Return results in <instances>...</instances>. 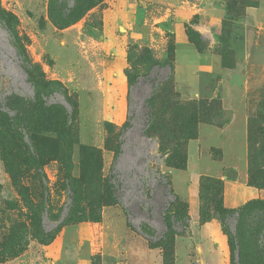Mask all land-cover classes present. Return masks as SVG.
Returning <instances> with one entry per match:
<instances>
[{"label": "rangeland", "instance_id": "rangeland-1", "mask_svg": "<svg viewBox=\"0 0 264 264\" xmlns=\"http://www.w3.org/2000/svg\"><path fill=\"white\" fill-rule=\"evenodd\" d=\"M1 2L14 17L13 31L40 86L28 76L22 51L0 22V264L47 259L31 220L19 256L6 252L5 235L30 212L22 192L31 200L44 194L46 229L53 232L63 223V231L100 223L104 196L112 199L111 177L130 214L133 227L128 226L148 236L162 264H217L224 258L233 264L236 233L242 229L246 248L258 241L264 245V21L258 22L264 18V0L209 5L221 10L219 17L209 16L205 5L202 15L191 14L190 24L175 30L159 20L165 11L146 8L133 30L139 40L131 39L121 50L104 48L110 39L104 31L106 0L91 9L68 0ZM148 15L151 22L144 24ZM67 22L72 25L63 28ZM184 40L197 42L202 65H217L216 70L196 73L198 67L186 56L193 45L180 46L174 69L175 46ZM157 64L168 67H157L149 80L139 79ZM52 82L58 83L53 94L45 88ZM156 90L157 106L167 94L184 106L195 103L186 138L175 143L176 149L155 134L145 135L146 100ZM68 98L75 122L69 120ZM201 99L219 103L215 123L200 111ZM252 121H257L253 130ZM69 124L71 139L61 132ZM29 150L35 162L29 163ZM112 207L123 213L113 218L115 225L124 227L129 220L123 207ZM236 211L243 217L234 215L229 230L223 217ZM214 224L221 228L226 251L205 231ZM241 235L237 245L243 243ZM93 258L99 264L100 255Z\"/></svg>", "mask_w": 264, "mask_h": 264}, {"label": "crops", "instance_id": "crops-1", "mask_svg": "<svg viewBox=\"0 0 264 264\" xmlns=\"http://www.w3.org/2000/svg\"><path fill=\"white\" fill-rule=\"evenodd\" d=\"M221 1L106 0L109 7L104 13V31L108 33L110 39L103 42V44L105 43L104 48H106V45L110 47L113 45L114 48L117 47L121 50V45L130 44L132 40L137 42L139 38L134 39L133 30L137 29L144 11L147 12L149 10L146 8L151 7L155 10L165 11L159 20L171 22L175 30L178 27L184 28L186 23L190 24L192 15L197 13L202 15L205 5L208 7L205 9L209 16H222L223 14L219 8L209 7V5H218ZM258 9L255 11H258ZM150 17L148 15L144 19V24L151 22ZM263 21V17L258 20L260 23ZM181 45L194 46L193 53L189 51L186 56L188 58L191 57V63L198 67L196 73L203 71L214 72L216 70L217 65H202V54L194 44L187 40L176 44L174 69L179 64L178 54ZM109 208L113 207H106L102 211L100 223H82L78 227H69L63 230L52 244L44 247L47 259L33 264H95L93 257L96 254L100 255L99 264H162L157 251L150 247L148 240L136 233V231H132L128 223H125V226L121 228L115 225L118 223L114 220L116 219L115 217L121 218L123 213L115 208ZM208 228L211 229H205V231H211L212 237L216 241L219 240L221 250L226 251L225 247L223 249L224 236H219L221 232L220 226L214 224ZM201 262L198 264H207L204 260ZM226 263L225 258L217 262V264Z\"/></svg>", "mask_w": 264, "mask_h": 264}, {"label": "trees", "instance_id": "trees-1", "mask_svg": "<svg viewBox=\"0 0 264 264\" xmlns=\"http://www.w3.org/2000/svg\"><path fill=\"white\" fill-rule=\"evenodd\" d=\"M65 1V0H64ZM67 1V0H66ZM73 1L74 5H89L88 9H91L92 7L100 5L104 0H68ZM66 3V2H65ZM0 22L4 24V26L10 31V33L14 36V47L16 49H20L22 51L19 52V55L21 59L25 62L26 66L28 67V76H30L32 82L34 85L40 86V81L33 78L32 74L34 71V66L32 62L29 60L27 53L24 48V44L21 41V39L16 35L13 31L14 28V17L10 16L8 12L3 8L2 2L0 0ZM72 25V23H65L63 25V28H69ZM191 42V41H190ZM194 44L197 48V42H191ZM176 47V46H175ZM199 50V49H198ZM200 51V50H199ZM175 54V49H174ZM166 68L168 67L167 64H157L153 66L151 71L147 75H141L139 79L144 77L146 80H149L151 78V75L155 72L156 68ZM172 69V67H171ZM140 80H134L132 82L131 87H134ZM167 81H163L160 83V85H165ZM58 83L52 82L50 84H47L45 88L49 90L52 94L57 92L54 87L57 86ZM43 86V85H42ZM159 89V88H158ZM157 89V90H158ZM155 93L152 94V96L146 100V105L149 109V122L147 125V128L145 130V135L149 138L152 137L154 134L159 137L160 140H162V144L166 147H172L174 149L177 148V145H175L176 142L183 141L185 137V133L187 128H190L189 120L191 119V113L194 111L195 103H192L188 106H184L183 104L179 103L176 100H171L172 94H167L164 96V99L160 106L156 105L155 101ZM71 102V110H68V116L69 120H72L73 122L77 121L76 119V109L74 106L73 101H71V98H68ZM198 106L200 111H203L206 116V120L210 122H214L213 120L216 118L218 112L220 111V105L216 101H208L201 99L198 102ZM257 121H252V130L256 127ZM215 123V122H214ZM130 123L126 125V127H129ZM215 125V124H214ZM67 139L72 138L71 134V125L69 124L63 131H61ZM188 139H191V137H188ZM252 139V138H251ZM62 158H67V160H70V156L66 153H62ZM67 156V157H66ZM254 155L252 156V162L254 161ZM29 163L35 162V155L29 150L28 156H27ZM254 164H252L253 166ZM112 177L110 178L109 185L111 187V201H107V198L104 196V202L106 207H112L113 204L120 205L124 209V213L128 216V220L130 218V214L125 209V207L120 203L118 197H117V189L115 185L111 181ZM28 187H26L27 189ZM22 202L28 205V209L30 212L26 215V220L23 223H19V225H14L10 228V231L8 234L5 235L4 242L7 243L6 252L8 251H17L19 256L20 249L24 246V244L27 242V238L25 235L26 230V224L28 220H31L32 224L36 227V233L33 234V237L38 239V241L44 245L48 246L52 244L55 239L58 237L60 232L62 231L63 227H65V224L61 223L58 225V227L53 231L50 232L45 227V213H46V207H45V195H38L36 197L37 200H31L32 196L28 192H22L21 194ZM174 197L177 199V196L174 195ZM75 198V197H74ZM264 204V203H263ZM37 206V207H36ZM105 207V208H106ZM242 212L236 211L235 213H227L224 217V225L230 230V220L234 215H237L243 217ZM102 216V213H101ZM236 216V217H237ZM102 218V217H101ZM165 222L170 223L169 219L164 216ZM188 216L186 215V212L184 214V221L187 223ZM182 222H177V224H180ZM129 226L132 228V224L129 220L128 222ZM136 231L135 229H133ZM138 234L142 235L144 238L149 239L147 235L144 233H141L140 231H136ZM242 236L243 243H238L237 245V239L238 235ZM236 245H235V251L233 253L232 262L233 264H264V245L262 242L258 241V245H256L253 249L246 248L245 247V235L243 234V229L238 230V233H236ZM260 240V239H258ZM262 240V239H261ZM8 250V251H7ZM249 250H252L251 256L250 253L247 254ZM251 252V251H250ZM236 254H238L236 256Z\"/></svg>", "mask_w": 264, "mask_h": 264}]
</instances>
